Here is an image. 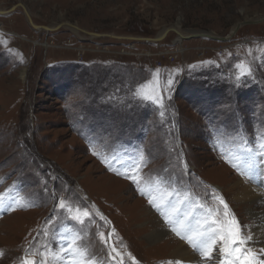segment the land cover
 I'll use <instances>...</instances> for the list:
<instances>
[{
    "label": "rangeland",
    "instance_id": "1",
    "mask_svg": "<svg viewBox=\"0 0 264 264\" xmlns=\"http://www.w3.org/2000/svg\"><path fill=\"white\" fill-rule=\"evenodd\" d=\"M22 4L53 29H36ZM0 9V264H177L141 232L150 220L139 200L178 239L181 207L201 206L219 229L234 214L251 232L229 184L238 175L264 186V21L230 40L175 30L152 39L173 27L226 36L264 17V0H0ZM73 237L76 255L64 251ZM220 247L213 256L227 259Z\"/></svg>",
    "mask_w": 264,
    "mask_h": 264
},
{
    "label": "bare ground",
    "instance_id": "2",
    "mask_svg": "<svg viewBox=\"0 0 264 264\" xmlns=\"http://www.w3.org/2000/svg\"><path fill=\"white\" fill-rule=\"evenodd\" d=\"M0 11L2 10L0 9ZM176 32H178L182 38L188 36L183 35L178 28H176ZM25 76L26 70L24 75L22 73V78L25 79ZM246 170H248L247 173H249V175H253V180L257 177L259 167L253 162V167L251 169L247 168ZM235 178L236 180H234L232 184H229L228 178H224L225 183L229 184V191L232 195V199L238 203V205H244L246 216L249 218V221H252L250 223V229L251 234L254 236V243L261 245L264 249V186L258 185L254 180H248L245 176L239 177L237 175ZM139 201L144 205L141 212L144 211L145 217L150 220L142 227L141 232L147 233V240L150 243L159 245L164 244L165 246L167 245L168 258L175 259L178 261L177 264H222L224 259L215 258L213 255L212 258L209 259L204 254L205 250L201 244L202 237L198 234L211 233L214 227L219 229L217 224H214V219L209 216L208 212L205 211L204 208L201 206H198L199 209H195L193 207L187 209L184 207L180 208L177 217V229L179 230L178 239L172 235L169 229L164 226V222L162 223L159 217L153 213V211L146 206L142 200ZM3 208L4 206H0V210ZM189 238H191V242H189ZM193 245L196 246L194 247ZM216 250L217 245L215 246L213 254ZM198 251L199 253H197ZM260 258L264 259V256H261ZM59 260H61V257H56V259L54 258V264H56ZM90 264H95V262Z\"/></svg>",
    "mask_w": 264,
    "mask_h": 264
},
{
    "label": "snow or ice",
    "instance_id": "3",
    "mask_svg": "<svg viewBox=\"0 0 264 264\" xmlns=\"http://www.w3.org/2000/svg\"><path fill=\"white\" fill-rule=\"evenodd\" d=\"M237 67L240 68L242 66L237 65ZM245 74L251 75V69L249 68L247 70V73L241 72V76H244ZM239 79L240 77H237V81H239ZM144 98L147 100H152L156 103H160V99L151 95H145ZM161 115H163V113H161ZM247 152L251 154V149H247ZM246 167L249 169L253 167L252 155L248 156ZM132 179L135 182V177H133ZM221 203L224 205L225 209L228 208V205L225 201L221 200ZM59 207L64 208L63 201L60 202ZM67 211L71 212L72 210L69 208L67 209ZM84 215L88 216L89 213L85 211ZM70 219H75L78 223L81 224L84 222L79 215L71 216ZM219 223L220 222L218 220L214 221V224ZM198 235L202 237L201 244L203 245V248L205 250L204 254L209 259L212 258L215 246L219 242L221 243L219 251H221L223 255L227 257V259H224L222 261V264H264V259L260 258L261 256H264V249H261L259 253L253 251L249 244L254 242V236L251 234V232L245 233L244 229L241 227L238 219L235 218L234 214L232 215L226 229L223 227L220 229H216L214 227L211 233H199ZM189 242H191V238H189ZM75 243V237L69 239L64 251L73 253V255L79 254L78 250H73V245ZM193 246L195 247L196 245ZM23 264H37V261L25 257ZM40 264H46V260L40 261ZM73 264H76V262H73ZM80 264H84V262L81 261Z\"/></svg>",
    "mask_w": 264,
    "mask_h": 264
},
{
    "label": "water",
    "instance_id": "4",
    "mask_svg": "<svg viewBox=\"0 0 264 264\" xmlns=\"http://www.w3.org/2000/svg\"><path fill=\"white\" fill-rule=\"evenodd\" d=\"M24 10L26 11V15L28 17V20L29 22L36 28V29H44V30H51L53 28L51 27H48V26H40V25H37L33 22L32 20V17L27 9V7L22 4ZM1 13H5V12H1ZM264 21V17L260 18V19H257V20H249V21H244L239 24L236 25V27L230 32V34L226 35V36H218V35H215V34H212V33H207V32H199V33H196V34H191V35H188V36H185V38H191V37H197V36H206L208 38H212V39H216V40H230L237 32L238 30L245 24H251V23H258V22H262ZM74 27L78 28V26H75ZM170 30H175L176 31V27H173V28H169L167 30H165V32H163L160 36H158L157 38H154L152 40H160L162 38H164V36H166V34L170 31ZM93 34V33H91ZM93 35H99V34H93ZM148 41H150L151 39L147 38Z\"/></svg>",
    "mask_w": 264,
    "mask_h": 264
}]
</instances>
